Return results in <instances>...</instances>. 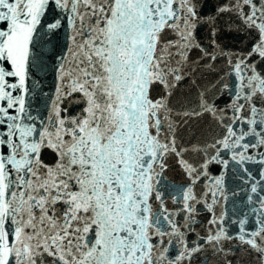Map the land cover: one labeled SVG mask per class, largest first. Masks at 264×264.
I'll return each instance as SVG.
<instances>
[{
	"label": "snow or ice",
	"instance_id": "6c2138e0",
	"mask_svg": "<svg viewBox=\"0 0 264 264\" xmlns=\"http://www.w3.org/2000/svg\"><path fill=\"white\" fill-rule=\"evenodd\" d=\"M245 260L264 0H0V264Z\"/></svg>",
	"mask_w": 264,
	"mask_h": 264
},
{
	"label": "water",
	"instance_id": "95a60500",
	"mask_svg": "<svg viewBox=\"0 0 264 264\" xmlns=\"http://www.w3.org/2000/svg\"><path fill=\"white\" fill-rule=\"evenodd\" d=\"M227 42L229 44H236V41L235 40H232L231 38H229L227 40ZM174 179L178 182L181 179V176L177 173V174H175ZM244 264H247V261L246 260H245Z\"/></svg>",
	"mask_w": 264,
	"mask_h": 264
}]
</instances>
